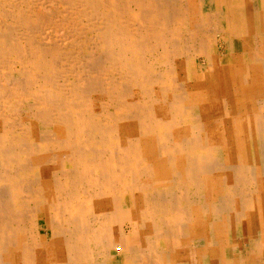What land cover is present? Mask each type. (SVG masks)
Instances as JSON below:
<instances>
[{
  "label": "bare ground",
  "instance_id": "6f19581e",
  "mask_svg": "<svg viewBox=\"0 0 264 264\" xmlns=\"http://www.w3.org/2000/svg\"><path fill=\"white\" fill-rule=\"evenodd\" d=\"M58 2L61 8L55 11ZM205 4L0 0V264H115L112 249L123 252L121 264H258L255 255L264 253V246L253 231L264 238V187L256 195L258 212L240 221L234 208L236 191L244 185L237 169L230 166L216 176L211 163H191L182 148L219 132L217 120L206 122L200 116L203 105L208 114H227L229 108L234 116L243 112V102L255 110L264 92L247 62L264 69L259 50L247 60L242 54L231 58L241 72L232 83H195L183 75L186 57L201 54L204 38L221 30L219 22L211 26L197 15L200 7L210 6ZM223 9L222 0H214L206 10L209 18L216 12L221 19ZM71 10L64 17L63 11ZM65 20L99 31L103 54L93 58L94 74H76L91 57L67 59L57 45L32 35ZM7 69L18 75L14 81L3 74ZM107 70L114 77L103 75ZM175 72L178 77L170 74ZM157 80L159 84H151ZM182 92L183 98H176ZM29 96L34 116L45 127L53 126L52 132L39 134L29 124L17 135L16 124L5 120V100ZM56 164L60 168L46 172ZM223 177L229 187L237 186L235 193L215 192ZM199 192L208 194V200L192 201ZM41 210L51 233L45 239L35 232ZM127 220L134 227L125 235L127 244L132 237L139 244L121 251L118 237ZM240 238L253 251L246 261Z\"/></svg>",
  "mask_w": 264,
  "mask_h": 264
},
{
  "label": "rangeland",
  "instance_id": "374dc122",
  "mask_svg": "<svg viewBox=\"0 0 264 264\" xmlns=\"http://www.w3.org/2000/svg\"><path fill=\"white\" fill-rule=\"evenodd\" d=\"M199 1L206 2V4L210 5L207 7V5L205 4L206 9L207 8L210 9L211 3H214V0H198V2ZM222 2L224 4V9H223V15L221 16V19L220 18L218 19L215 17V15L217 14L216 12L213 14L214 16H210V18H209L206 9L204 10V9H201V7H200V9L198 11L197 15L199 17H201L203 20L205 19V21L207 23L210 22L211 26L215 25V23L219 22V24L221 25V30L218 31V29H219V27H218V29L215 30V31H217V33L211 32V34L209 35L210 38L209 37L204 38V40L206 42L203 43L204 49L202 46L201 54L197 53L195 55L192 54L191 56L188 55L186 57V59L188 60V62H187L188 68L186 69L188 74H187V72H184L183 75H186V79L189 81H192V82L195 81V83L203 82L205 84L210 83L211 85H214V86L221 83L222 81L232 83L231 79L234 77V75H239L241 72H239L238 70H235V67L233 66L234 64L230 63L231 58H236L237 56L242 54V55H244V59L247 60V58L249 56H251L255 50H259V55L264 57V38H263L264 37V0H222ZM64 6L65 5L62 4V7H64ZM60 8H61V3L60 2L56 3L54 10L57 11ZM75 10L78 11L77 9H75ZM75 10H71L68 12L63 11L64 13H66L64 15V17L65 16L70 17L71 14ZM235 10L237 11V14L235 12H233ZM201 12L202 13L205 12V14L204 13L201 14ZM55 20H56V18H55ZM239 21H241L242 23L240 22V24H238ZM243 22H244V24H243ZM63 23L59 24V23H55L53 21L52 25L51 24L47 25V26H49V28L47 26H45V24H44L45 29L43 31H40L41 34L32 32V35L37 38V41L42 40L44 42L46 40L52 44L57 45L60 50L62 49L63 55L67 59H72V58L83 59V58H85L83 55H86V58L91 57V58H88L89 62L86 60V64H84L81 68L78 69L76 74H78V73L83 74V75H87L88 73L91 75L94 74V71L92 70V67H93L92 65L94 64L93 58L95 55H98V54L102 55L103 54V50L100 48L101 43L97 39V34L99 31L93 30L92 27H89L84 23H79L77 25H74V24H70V22H68L66 20ZM80 26H81V28H80ZM46 29H48L49 31ZM46 33H47V35H46ZM49 35H50V37H49ZM254 41L258 42V46L252 45L254 43ZM59 43H61V44H59ZM100 50H101V53H100ZM81 54H83V55H81ZM254 54H255V52H254ZM231 55H233V56H231ZM247 62L254 66L253 69H251L252 77H254V80L256 82H258L260 84V86L262 85L261 86V93H262L264 91V82H263L264 81L263 80L264 79V72L262 70H264V69H263L261 64L260 65L262 68L261 69L257 68V64L250 61V59H249V61L247 60ZM87 63H89V64L87 65ZM85 65L87 68H85ZM258 69L260 71H258ZM4 70H6V69H4ZM5 73H7L6 74L7 77H9L10 80H12V81H14L18 76L11 69L4 72L3 74H5ZM110 73L111 72H109L107 70V71H104L103 75H105V74L108 75ZM170 74L175 76V77L179 76V74L176 72L170 73ZM111 76L114 77V75H111V74L108 75V77H110V78H111ZM260 79L263 81H260ZM159 83L160 82L158 80L157 81H151L152 85H157ZM62 88H63V86H59L56 89L61 90ZM193 89H196V87H194ZM196 93H197L196 90L191 91V95H196ZM261 93H259V94H261ZM183 95H185V94L182 92V94L177 95L176 98H183ZM186 95H188V94L186 93ZM15 98H17V97H15ZM260 99H262V100H260ZM226 101L230 102V98H228V100H226ZM33 102H34V99L32 96H29L28 98L27 97L21 98V99L20 98H18V99L12 98L11 100H10V98H8L5 100L4 107H2L3 108L2 110L4 113L6 112L5 113V115H6L5 120L7 121V123L8 124L10 123V125L16 124L15 125L16 129L14 131L15 134H17V135H23L24 134L21 132V130H23L22 125H24L26 128L29 127L30 125L31 126L36 125L37 126V133H39V134L40 133L44 134L45 130H47V131L51 130V132H52L51 128L53 126L45 127L41 123L40 119H38L34 116L36 109H35V107L33 108V106H34L32 104ZM225 103L226 102L223 101V104H225ZM223 104L220 106H223ZM241 104H247V105H241ZM241 104H240V106L243 108L242 109L243 112L239 113V114H235L234 116H233V114H234L233 110L234 109H232V110L230 109V111H231L230 112L229 108L226 109L230 112L229 113L227 111V114H222L218 110L216 113H213V114L209 113L208 114L206 112L205 105H203L202 107H204V108H202L200 110V116L203 115L205 117V118L204 117L203 118H204V120H206V122L211 121V120H217L219 132L217 133V135L213 134V136H210L209 138L205 139L200 144L196 143L193 140V141L185 143L184 146L182 147L187 152V154L191 157V159H190L191 163L194 161L196 163H197V161H199V163H201L202 165H205V163H211V171L216 176L219 175V173H221L224 169H226L227 171H229L231 169V167H232V169H235V170L237 169L236 171H238L240 173L239 178L241 177L240 179L238 178L239 180H241V182H239V183L244 185V190H237L236 191L237 186L232 187V188L229 187L227 181L225 180V177L220 179V181L218 182L219 185L217 184V187H216V189L218 191L215 189L214 190L216 193L218 192L217 194H219V195L224 194L226 196L231 194L232 192L235 193V191H236L238 202H237L236 208H234V209H236L234 211V214L238 217V219L240 221L245 220V218H247V217L251 218V217H253V215H255L258 212L257 207L259 208V206L256 205L257 204L255 201L256 195H257V193H260L259 192L260 187L261 186L264 187V181H263L264 180V167H263L264 166V160H263L264 159V155H263L264 154V92L262 93V96H259L256 99V109L255 110H252L251 105L247 102H243ZM248 105H250V107ZM217 109H218V107H217ZM260 111H262V112H260ZM252 112L254 113L253 116H251ZM211 115H213L214 117ZM17 124L20 125V127ZM207 152L210 156L207 154ZM180 153H185V152H180ZM197 156H198V158H196ZM250 157H251V159H250ZM201 158H202V160H201ZM233 158H235V159H233ZM235 160H237V161L234 162ZM254 161H255V163H254ZM224 163H225V165H223ZM247 163H249V164H247ZM65 165L67 168L70 169L72 166L71 161L69 159H67ZM261 165L263 168L261 167ZM253 166H256V167H253ZM259 167L262 170L259 169ZM54 168H60V164L49 165L45 169H46V172H48L49 170L51 171ZM251 168H253L252 171H250ZM256 171H259L258 174H255V173H257ZM258 176H260V177H258ZM171 177H172V179H174L175 175L172 174ZM261 181H262V183H261ZM166 183L169 184L170 182H166ZM161 189L167 190L169 188H161ZM191 189H195V188H191ZM243 191H245V192H243ZM197 198L208 200L209 195L207 194L205 196V193L200 194V192H199V193L193 195L191 197V200L194 201ZM248 198H249V200H248ZM239 200H240V205H239ZM244 205H245V207H244ZM192 208L197 210L198 207L193 206ZM42 209L44 210L43 207H42ZM43 210H41V213H40L41 215L39 217L38 226H36L35 232H36L38 237H40V238L42 237V239H45V235L46 234L50 235L51 233H50V229L46 223V220H45V217L43 214V212H44ZM248 214H250V215H248ZM246 220H249V219H246ZM203 221H206V223H209L210 220H203ZM250 224L251 223H249V226H250ZM121 227L125 231L124 234H121L118 237V241H119L118 243H120L121 251L124 250L125 248H127L128 245L136 248V245L139 244L136 237H132L133 240L131 242H129V244H127V237L125 236L127 233L133 232V230H134L133 222L130 220H127V221H125V223L123 222ZM253 232L255 234V235H253V238L255 240L260 239L261 244H263V246H264V238L257 237L258 234H256L255 231H253ZM239 241H240V249H242V253H243V259H244V261H246L247 256L249 257L253 251L251 248H249L248 243L246 241H244V239L240 238ZM131 251H133V250H131ZM112 252H113V255H111V258L113 259L114 263L115 264H121L123 262V258H124L123 254H122L123 252L117 253L116 249H112ZM231 253H232V248L229 249V254H231ZM257 253L255 255V258H256L255 262L258 264H261L264 261V253H260L259 251Z\"/></svg>",
  "mask_w": 264,
  "mask_h": 264
}]
</instances>
